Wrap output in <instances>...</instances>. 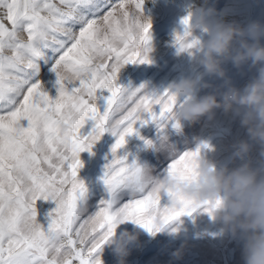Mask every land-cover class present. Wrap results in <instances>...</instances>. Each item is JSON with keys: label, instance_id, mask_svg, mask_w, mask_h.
<instances>
[{"label": "rangeland", "instance_id": "1", "mask_svg": "<svg viewBox=\"0 0 264 264\" xmlns=\"http://www.w3.org/2000/svg\"><path fill=\"white\" fill-rule=\"evenodd\" d=\"M0 264H264V0H0Z\"/></svg>", "mask_w": 264, "mask_h": 264}, {"label": "bare ground", "instance_id": "2", "mask_svg": "<svg viewBox=\"0 0 264 264\" xmlns=\"http://www.w3.org/2000/svg\"><path fill=\"white\" fill-rule=\"evenodd\" d=\"M35 5V4H34Z\"/></svg>", "mask_w": 264, "mask_h": 264}]
</instances>
